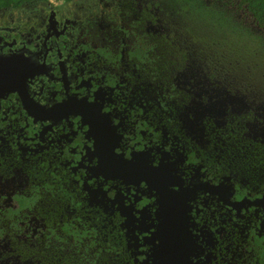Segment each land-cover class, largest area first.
<instances>
[{
	"label": "flooded vegetation",
	"instance_id": "flooded-vegetation-1",
	"mask_svg": "<svg viewBox=\"0 0 264 264\" xmlns=\"http://www.w3.org/2000/svg\"><path fill=\"white\" fill-rule=\"evenodd\" d=\"M158 9L0 8V54L28 68L22 92L0 98V209L38 195L42 212L86 223L120 264H264V95L190 47L159 72L134 47L143 10L146 32L169 36ZM35 207L19 222L24 241L51 222Z\"/></svg>",
	"mask_w": 264,
	"mask_h": 264
},
{
	"label": "trees",
	"instance_id": "trees-1",
	"mask_svg": "<svg viewBox=\"0 0 264 264\" xmlns=\"http://www.w3.org/2000/svg\"><path fill=\"white\" fill-rule=\"evenodd\" d=\"M27 1L30 0H18L15 6ZM149 1H153L159 8L157 17L161 21L167 22L172 19L174 22L187 23L188 36L186 39L189 44L194 42L197 36L212 38L220 50L214 52L211 46L203 41L200 42L199 47L192 49H198V51L202 49L204 55H211L217 68L236 73L240 71L239 63L247 61L264 72V0ZM9 6L4 4L0 5V8ZM239 10H242L244 15L238 14ZM127 13L130 16L133 15L130 9H127ZM145 13L146 11L143 10L138 16L141 25L138 23L135 27L141 44L140 46L135 44L134 47L144 50L142 54L144 58L148 55L159 57L160 68L161 66L166 67V62L170 61L169 63L172 62L177 69L179 65H182L187 53L186 47L179 46L181 42L178 43V28L170 30L168 37L166 34L157 37L152 33H147L144 28V18H141H146ZM248 20L253 22L256 29L249 25ZM211 22H214L215 27L224 34L221 38L212 34L209 25ZM233 39L235 40L234 49L229 48ZM161 58L166 62L164 63ZM49 187L50 191H53L50 185ZM17 200L19 205L17 209H0V242L6 247L0 254L1 258L11 259L14 264L17 262V264H120L110 259L104 242L101 238H96L97 232L89 228L86 223L81 220L73 223L72 219L51 215L52 212H42L38 204L40 202L38 195L31 199L18 196ZM44 201L55 204L54 200ZM34 207L41 217L50 219L52 223H48V229L38 233L35 240L24 241L19 237L23 233L19 222L25 220L28 217L27 211ZM30 243L33 244L29 245Z\"/></svg>",
	"mask_w": 264,
	"mask_h": 264
},
{
	"label": "rangeland",
	"instance_id": "rangeland-1",
	"mask_svg": "<svg viewBox=\"0 0 264 264\" xmlns=\"http://www.w3.org/2000/svg\"><path fill=\"white\" fill-rule=\"evenodd\" d=\"M239 13L241 15H244V12L242 10H239L238 14ZM168 21L166 22V24L169 25V27L171 28L172 31H173V29H177L178 28V33H177L178 34L177 35L178 39H180L181 41H183V39H186L187 38L186 37V36H188L187 31H186L187 23H185L183 21H181V22H177V21L174 22V21H172V19L171 20H168ZM248 21H249L248 22L249 25L253 29H256V26L253 24V22L250 21V20H248ZM209 25H210V28L212 29V34L215 35V37L221 38L222 35H224L222 32H221L222 34L220 33V31H221L220 29H217L215 27V23L214 22H211ZM196 39L194 40V42H192V40H191L192 43L191 42L190 43L192 45H188L187 42L186 43H183L182 42V45H184L185 47H188V49L190 47V52H192V53L195 52V54H198L199 53L201 55L202 54L204 55V52H203L202 49L200 51H198V49H193L192 50V48L199 47L201 41H203L204 43L206 42L207 44H209L211 46V49L214 50V52L216 50H220L218 44L215 41H213L212 38H210L209 36H197ZM234 41L235 40L233 39V42H232V44L229 45V48L234 49V45H233ZM180 42L178 41V43H180ZM186 51H187V49H186ZM158 60H160L159 57H158ZM169 62H166L167 63V66L165 67V70H162V69H164V66H161L162 69H157V70L159 72H162V73H166V72L167 73H171V72L175 71L176 70V67H174V64L172 62L171 63H169ZM183 63H184V61H183ZM239 65H240L239 66V70L240 71L234 73V75L236 76L237 80L238 81H242V82H240L241 84L248 85L250 87V90H252L254 92H257V93H260L261 95H264V77L262 76V75H264V72L261 69H257L252 63L249 64L247 61L245 63H239Z\"/></svg>",
	"mask_w": 264,
	"mask_h": 264
},
{
	"label": "water",
	"instance_id": "water-1",
	"mask_svg": "<svg viewBox=\"0 0 264 264\" xmlns=\"http://www.w3.org/2000/svg\"><path fill=\"white\" fill-rule=\"evenodd\" d=\"M26 62L20 55L0 54V98L11 91L22 92L28 75Z\"/></svg>",
	"mask_w": 264,
	"mask_h": 264
},
{
	"label": "clouds",
	"instance_id": "clouds-1",
	"mask_svg": "<svg viewBox=\"0 0 264 264\" xmlns=\"http://www.w3.org/2000/svg\"><path fill=\"white\" fill-rule=\"evenodd\" d=\"M60 2V0H58ZM18 3V0H0V5H10V6H15Z\"/></svg>",
	"mask_w": 264,
	"mask_h": 264
}]
</instances>
